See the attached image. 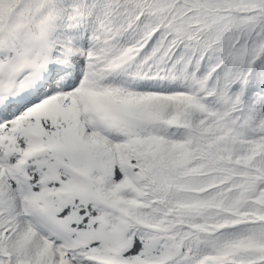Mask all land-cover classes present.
I'll list each match as a JSON object with an SVG mask.
<instances>
[{
	"label": "snow or ice",
	"instance_id": "obj_1",
	"mask_svg": "<svg viewBox=\"0 0 264 264\" xmlns=\"http://www.w3.org/2000/svg\"><path fill=\"white\" fill-rule=\"evenodd\" d=\"M0 264H264V0H0Z\"/></svg>",
	"mask_w": 264,
	"mask_h": 264
}]
</instances>
